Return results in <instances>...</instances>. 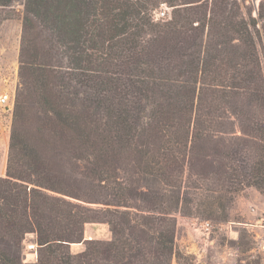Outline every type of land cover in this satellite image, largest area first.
<instances>
[{"label":"trees","instance_id":"obj_1","mask_svg":"<svg viewBox=\"0 0 264 264\" xmlns=\"http://www.w3.org/2000/svg\"><path fill=\"white\" fill-rule=\"evenodd\" d=\"M14 1L0 0V21ZM161 7L169 15L155 20ZM23 11L19 74L48 136L39 128L37 141L82 162L108 195L85 207L45 193L39 187L59 189L56 165L13 130L0 177V264L185 263L171 210L224 222L240 190L264 195L262 0H24ZM73 85L85 92L80 108L64 95ZM194 159L200 169L184 175ZM118 165L131 171L126 181ZM133 174L169 186L150 196L147 214L130 210ZM86 222L107 223L112 239L83 240ZM32 231L37 261L25 263L21 239ZM81 240L85 250L72 254L69 242Z\"/></svg>","mask_w":264,"mask_h":264},{"label":"rangeland","instance_id":"obj_2","mask_svg":"<svg viewBox=\"0 0 264 264\" xmlns=\"http://www.w3.org/2000/svg\"><path fill=\"white\" fill-rule=\"evenodd\" d=\"M23 1L15 0L1 13L0 89L7 90L11 94V98L7 107L0 106V177H6L10 138L11 133L15 130L23 137L25 135L30 136L32 146H35L38 151L44 152L53 161V165H56L57 170L56 173L52 171L55 176L53 179L51 178V182L59 188L58 191L43 187H39L40 189H43L48 195L61 197L75 205L102 207L101 203L93 202V199H104L108 191L98 186L96 181H90L88 177L83 175L82 162L75 160L73 157L62 155L60 152H55L56 150L48 143L43 144L37 141L36 135L39 128L43 130L41 131V137L42 135H44L43 138L48 136L46 135L47 131L44 132L46 125L44 113L40 110L30 85L27 89L28 84L19 74V57L23 35ZM262 1L264 3V0ZM252 2L256 8L260 0H252ZM248 6H250L248 1L245 2L244 7L241 6V11L245 16L247 15ZM162 10L165 11L163 17L169 15L170 8L168 7H161L154 14ZM252 13L255 15L256 10L254 9ZM153 16L155 19V15ZM35 26L37 27L36 22ZM40 36L47 39V41L49 39L46 31H42ZM47 41H45V44ZM263 59L264 55H262ZM84 94L83 89L74 87V85L64 93L79 108L82 106ZM17 106L20 107L19 112L14 114ZM216 139L218 140V138ZM213 142H216V140H213ZM200 156L201 154L197 158ZM210 159L209 156H203V164H206ZM195 161L197 159L192 161V167L185 168L184 175L188 176L190 172L200 169V164ZM213 162L216 166L222 165L219 160ZM204 166H206V169L212 168V165L208 163ZM13 172H19L21 175H26L27 178L37 179L35 174L31 175L30 172L29 175V171L26 174L23 168L18 166H14ZM117 173L121 181H126V177L132 174L131 171L126 172L121 169L120 165H118ZM134 177L136 180L130 183L133 184L137 192L129 200L134 206L130 210L135 211V213L147 214L148 207L151 206L150 196L156 193H168L169 186L160 182L159 184L156 182V184H153L154 182L151 180H143L139 174L134 175ZM32 185L29 184V187ZM121 209H127V207L122 206ZM227 213V220L218 222L213 218L194 213V211L192 214H183L180 208L175 212L171 210V213L167 214L166 217L171 219L174 224L176 246L187 258L184 259L185 263L183 260L178 263L173 256L171 264H264V195L253 186L245 187L235 195L233 204L227 209ZM203 220L210 221L212 225L208 235H204L191 227L194 221ZM141 221L146 222L144 219H141ZM196 235L207 238V240L210 239L211 242L206 241V245H203L202 242H197ZM189 237L190 240H188ZM36 238V233L32 231L24 233L21 239V258L25 263H35L37 261L38 244ZM84 239L111 240L112 233L109 225L104 222H86L83 225ZM83 240L69 242V251L72 254L83 252L86 248ZM190 243H194L196 246L191 247ZM186 246H189V248Z\"/></svg>","mask_w":264,"mask_h":264},{"label":"built area","instance_id":"obj_3","mask_svg":"<svg viewBox=\"0 0 264 264\" xmlns=\"http://www.w3.org/2000/svg\"><path fill=\"white\" fill-rule=\"evenodd\" d=\"M154 15H155V19H159L165 15V11L162 10ZM10 98H11V94L7 90L0 89V106L7 107ZM191 227L194 230L199 231L204 235H208L211 231L212 225L210 221L203 220L199 222L194 221Z\"/></svg>","mask_w":264,"mask_h":264},{"label":"crops","instance_id":"obj_4","mask_svg":"<svg viewBox=\"0 0 264 264\" xmlns=\"http://www.w3.org/2000/svg\"><path fill=\"white\" fill-rule=\"evenodd\" d=\"M237 203H239V202H237ZM237 207H238V205H237ZM184 223H185V221H184ZM195 238L198 239L197 242H202L203 245H206V241H207V242H211L210 239L207 240V238L199 237V236H197V235L195 236ZM190 239H191V238L189 237L188 240H190ZM193 242H194V241H193ZM190 244L192 245L191 247L196 246V244H194V243H190ZM186 247H187V246H186ZM187 248H189V246H188Z\"/></svg>","mask_w":264,"mask_h":264}]
</instances>
